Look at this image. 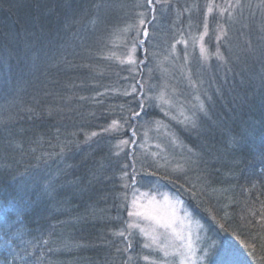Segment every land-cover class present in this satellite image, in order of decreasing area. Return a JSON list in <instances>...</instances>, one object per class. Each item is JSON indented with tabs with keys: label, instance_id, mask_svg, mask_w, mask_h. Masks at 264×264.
<instances>
[{
	"label": "trees",
	"instance_id": "1",
	"mask_svg": "<svg viewBox=\"0 0 264 264\" xmlns=\"http://www.w3.org/2000/svg\"><path fill=\"white\" fill-rule=\"evenodd\" d=\"M206 3L196 1L198 19ZM143 10L144 23L156 15L143 0H0V67L5 58L15 79L37 74L0 115V264H128L130 161L104 129L128 119L114 54ZM185 11L182 0L157 10L155 62L164 38L186 34ZM245 45L203 77L210 102L195 127L177 131L193 165L163 178L211 223L210 264H264V39Z\"/></svg>",
	"mask_w": 264,
	"mask_h": 264
},
{
	"label": "rangeland",
	"instance_id": "2",
	"mask_svg": "<svg viewBox=\"0 0 264 264\" xmlns=\"http://www.w3.org/2000/svg\"><path fill=\"white\" fill-rule=\"evenodd\" d=\"M167 1L143 0L149 13L150 8L156 11L155 17L144 23L148 15L143 10L128 28L135 38L123 33L117 37L121 50L114 55L122 68L118 75L122 83L116 88L129 98L120 104L128 119L114 118L104 130L118 136L113 142L114 153L122 157L128 154L130 161L131 178L130 182L124 180L126 192L122 194L128 205L123 231L130 254L128 264H210L205 245L211 240V223L179 192L166 188L163 178L193 165L188 154L195 157V153L177 131L195 127L197 117L205 112L210 96L203 77L215 70V62L236 61L246 40L252 44L246 43L245 48L251 50L257 39H264V0H207L201 19L197 18L200 9H193L197 0H182L186 19L177 25L188 28L187 35L164 38L162 57L155 62L158 50L152 45L154 40L159 43L155 38L161 31L152 21ZM222 46L230 48L224 59ZM36 77L15 79L3 59L0 82L4 81L8 92L0 96V115L26 97ZM212 246L217 247V243ZM134 247L137 253H133ZM231 260L224 264H240Z\"/></svg>",
	"mask_w": 264,
	"mask_h": 264
},
{
	"label": "snow or ice",
	"instance_id": "3",
	"mask_svg": "<svg viewBox=\"0 0 264 264\" xmlns=\"http://www.w3.org/2000/svg\"><path fill=\"white\" fill-rule=\"evenodd\" d=\"M141 23H143V21H141ZM116 122H113V126H115Z\"/></svg>",
	"mask_w": 264,
	"mask_h": 264
}]
</instances>
